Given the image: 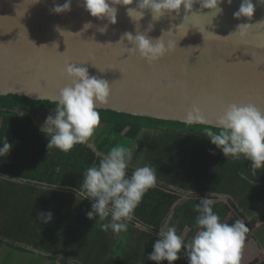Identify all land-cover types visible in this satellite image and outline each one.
<instances>
[{
	"label": "trees",
	"instance_id": "1",
	"mask_svg": "<svg viewBox=\"0 0 264 264\" xmlns=\"http://www.w3.org/2000/svg\"><path fill=\"white\" fill-rule=\"evenodd\" d=\"M55 107L49 100L0 95V146L4 137L12 145L9 153L0 157V171L49 184L0 175V243L33 255V250H38L37 258L51 263L157 264L148 260V254L164 221L170 216L177 234L190 241L197 231L198 213L193 205L207 197L214 201L213 210L222 222L242 220L264 247V168L253 172L252 162L244 157L226 158L204 133L211 125L98 109L102 126H97L93 143L100 155L87 142L62 152L48 149L50 138L35 121L45 113H54ZM136 140L129 174L136 167L149 165L156 170L157 181L135 209L127 231L102 230L107 219L86 215L92 200L50 186L79 190L89 166L98 163L112 146L131 149ZM49 211L52 219L45 223L38 214ZM173 264H188L187 257L182 252ZM250 264H264V259Z\"/></svg>",
	"mask_w": 264,
	"mask_h": 264
},
{
	"label": "water",
	"instance_id": "2",
	"mask_svg": "<svg viewBox=\"0 0 264 264\" xmlns=\"http://www.w3.org/2000/svg\"><path fill=\"white\" fill-rule=\"evenodd\" d=\"M241 2L223 0L219 5L223 12L211 16V10L195 0L190 10L182 5L178 14L165 12L154 20L151 9H144L141 19L130 17L127 9L139 3L133 0L131 5H114L117 18L112 24L91 16L83 0H71V10L59 14L51 9L65 0H0V95L54 101L59 88L70 83L65 68L73 63L111 85L110 96L99 109L183 122L196 105L206 125L214 123L229 103H253L264 109V3L252 0L253 16L236 18L233 13ZM88 22L92 27L82 30ZM105 25L106 31L100 32ZM239 25L243 27L238 29ZM137 31L153 39L164 33L171 47L152 61L128 53L127 41H118L125 32ZM88 145L100 155L95 144ZM0 175L49 185L3 171ZM50 186L79 191L68 185Z\"/></svg>",
	"mask_w": 264,
	"mask_h": 264
},
{
	"label": "clouds",
	"instance_id": "3",
	"mask_svg": "<svg viewBox=\"0 0 264 264\" xmlns=\"http://www.w3.org/2000/svg\"><path fill=\"white\" fill-rule=\"evenodd\" d=\"M194 2L195 0H139L137 8H128L127 11L133 19H141L144 16L143 10L151 9L153 19L156 20L165 12L175 11L178 14L182 5L186 11L190 10ZM222 2L223 0H201V7L211 10L210 15L216 16L223 12L219 7ZM261 2L264 3V0ZM132 3L133 0H83V6L91 16L107 18L112 24L116 23L117 18V8L114 5L126 6ZM227 3L231 4L232 0H227ZM70 10L71 0H65L62 5L56 4L51 9L57 14ZM254 11L252 0H242L233 16L251 18ZM90 27L91 22L85 23L82 30ZM242 27L239 25L238 29ZM106 28L107 25L99 31L104 32ZM163 35L164 33L153 39L146 32L137 31L135 35L125 32L118 42L125 44L127 41L126 52L139 53L141 57L152 61L163 56L171 47V42L166 43ZM65 72L71 81L59 88L58 96L53 101L56 105L54 114L46 117L41 131L50 138L48 149L57 148L62 152H69L74 145L87 142L95 133L100 123L98 109L107 102L111 85L106 79L90 75L87 67L78 64L66 63ZM183 122L187 125L207 123L196 105L185 113ZM204 133L226 158L239 160L244 157L252 162L253 172L264 168V109L253 103H229ZM11 147L4 137L0 157L6 156ZM132 159V150L117 144L82 174L77 195L93 201L91 210L86 213L89 219L98 217L101 221L108 220L101 224L104 231H127L135 209L145 193L156 184V170L149 165L136 167L129 174ZM213 204L212 199L204 197L193 205V210L198 213L195 217L197 231L190 241L185 242L174 227H169L166 231L160 230L158 239L153 244V251L148 254V260L157 264L162 261L173 264L181 258L183 252L188 264H240V250L249 229L240 220L232 224L222 222L218 213L213 210ZM38 216L45 223L52 219L50 211L40 212Z\"/></svg>",
	"mask_w": 264,
	"mask_h": 264
},
{
	"label": "crops",
	"instance_id": "4",
	"mask_svg": "<svg viewBox=\"0 0 264 264\" xmlns=\"http://www.w3.org/2000/svg\"><path fill=\"white\" fill-rule=\"evenodd\" d=\"M94 141H92L90 144H94ZM89 143V142H87ZM252 227H248V229H251ZM250 235L251 237L253 236V230L251 229L250 232L247 233V236ZM255 245L258 249L259 247L263 248V252H264V247L262 245H260L257 241L255 242ZM28 249L30 250V247H28ZM36 254H30L29 251H22V252H17L12 250L11 248H9L8 246H6L3 243H0V264H59L57 262L55 263H51V261L49 259H42V258H37L38 254L40 253L38 250H33ZM252 255V254H251ZM247 256L248 260L247 261H242V264H250V260H252V258H254L255 256ZM246 257V256H245ZM264 259V256L260 259H258L257 261H261ZM255 261V259H253ZM250 262V263H248Z\"/></svg>",
	"mask_w": 264,
	"mask_h": 264
},
{
	"label": "rangeland",
	"instance_id": "5",
	"mask_svg": "<svg viewBox=\"0 0 264 264\" xmlns=\"http://www.w3.org/2000/svg\"><path fill=\"white\" fill-rule=\"evenodd\" d=\"M50 114H54V113H45L42 117H39L38 116L35 121L38 124H40V127H41L43 125L46 117L48 115H50ZM99 125L102 126L101 124H99ZM95 136H96V134H93V136L91 138H89L87 142H89V144H90L92 141H94ZM137 141L138 140H136L135 143L133 144V146L131 147L132 153H133L134 148H135V146L137 144ZM169 217H167V219L164 221V223L162 224L160 230L166 231L169 227H174L172 224H170ZM241 222H242V220H241ZM250 230L251 229H249L248 232H250ZM182 236H184V235H182ZM255 242H256V240H255V238L253 236L252 237L250 235H248V236L246 235L245 236V240H244L243 246H242V248L240 250V259L242 261L243 260L244 261H247L248 260V257L251 254L254 255L255 257L252 258V260H250V262L251 261H254L253 259L258 260V259H260V258H262L264 256L263 248L258 246V249H257V247L255 245ZM241 260H240V264H242ZM250 262H248V263H250Z\"/></svg>",
	"mask_w": 264,
	"mask_h": 264
}]
</instances>
